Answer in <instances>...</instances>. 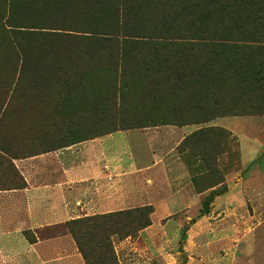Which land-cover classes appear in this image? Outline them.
Wrapping results in <instances>:
<instances>
[{"label": "rangeland", "instance_id": "rangeland-1", "mask_svg": "<svg viewBox=\"0 0 264 264\" xmlns=\"http://www.w3.org/2000/svg\"><path fill=\"white\" fill-rule=\"evenodd\" d=\"M15 1L26 2L0 0V23L28 16L26 26L69 21L84 30L105 21L115 23L120 37L135 27L134 35L194 48L173 49L163 73L162 58L150 55V47L136 53L17 36L35 50L50 40L53 52L70 59H37L34 50L0 53V67L15 69L0 76V235L26 220L21 234L48 250L40 264H50L66 251L61 245L75 243L68 230L74 219L150 206L151 224L138 236H111L115 256L107 264H264V88L258 81L264 0H221L236 7L218 11L196 0H118L102 11L91 0L32 13L9 10ZM198 19L206 24L189 26ZM31 68L70 71L55 80L52 72L29 74ZM177 69L185 77L172 83ZM157 88L163 107H181L185 122L117 128L145 106L157 109ZM104 125L115 129L71 143L75 131ZM29 182L49 191L42 208L47 220L37 228H30L25 210ZM115 202L120 209L104 211ZM52 205L59 213H51ZM0 264L19 261L0 258Z\"/></svg>", "mask_w": 264, "mask_h": 264}, {"label": "trees", "instance_id": "trees-1", "mask_svg": "<svg viewBox=\"0 0 264 264\" xmlns=\"http://www.w3.org/2000/svg\"><path fill=\"white\" fill-rule=\"evenodd\" d=\"M91 0H26V2H16L11 4L9 10L20 9L25 11L26 13H32L33 11H38L42 9L51 8L52 5H58V7L69 6L73 3L78 5L79 7H85L90 3ZM95 4L103 5L104 8L102 11L108 9L109 6H112L115 1L118 0H93ZM189 1V0H188ZM201 3L203 6H210L213 10H224L231 9L233 10L236 5L231 4L227 5V3H223L221 0H196ZM229 1H240V0H229ZM228 2V3H231ZM228 6V7H227ZM68 11L70 9L68 7ZM2 10L0 8V16ZM104 17V13H101V19ZM30 17H19L15 18L12 15L8 16L2 23H0V42H3V48H0V53H6L12 51V54H21L24 55V52L27 50H34L33 55L31 57L37 59L50 60L52 56H55L57 53L53 52V43L50 40L45 39L44 42L40 45V48L36 51L34 47H32L31 43L26 42H18L16 39L17 36H31V35H41L43 37H49L48 39H56L59 40V44H71V43H90L97 48L102 46H117L126 48H132V51H136L138 53L140 49L143 47L152 48V52L150 55L156 57V60H159L161 64L158 66L159 71L165 72V69L169 67L171 63V55L173 49L180 47L182 49H190L193 50V46H188L182 43H178L175 41H163L159 40H150V37L140 35L138 29L133 27L132 31H127L126 37L119 36L117 33V27L115 23H105V21L94 22L91 25H85L84 30H78L76 28V23H70L69 21H61L55 25H48L45 23H41L36 25L32 23V26H26L28 24ZM264 20V17L263 19ZM205 20H196L191 21L189 26H194L195 24H203L205 25ZM56 26V27H53ZM29 28H35V30H28ZM80 28V27H79ZM41 29H45L41 30ZM48 29H56V30H48ZM58 29V30H57ZM65 30V31H64ZM101 30V31H100ZM144 30V29H140ZM200 32L202 31L200 28L198 29ZM48 31H53L52 34L48 33ZM66 32V33H63ZM86 33V34H84ZM162 38V37H161ZM123 54L126 52L123 51ZM62 55V53H60ZM85 53L79 52L74 57L76 60H79L83 57ZM58 57H61L57 54ZM30 56V55H29ZM61 59H67V54H63ZM263 57V53H262ZM194 59V58H193ZM72 60V59H71ZM13 67H0V76L8 75L10 76L15 71ZM260 76L258 77L259 84L264 88V57L260 64ZM22 69L19 70L21 72ZM70 69L67 68H57V70L46 71L43 68H31L28 69L27 72L31 75L42 76L43 74H52L55 75L58 79L61 74H64L66 77L69 73ZM52 72V73H51ZM175 77L173 78L172 83L181 82V80L185 77L183 69H177L174 71ZM193 74L196 73V69L193 70ZM171 76V75H170ZM192 76V74H190ZM162 79L165 82L161 83V86H166L168 82V77L164 76ZM198 81V80H196ZM78 87V86H77ZM76 96L84 97L86 94H78ZM152 99L158 103L157 109H155V105L153 106H145L144 112L140 116L136 117H125L119 121L117 128H128V127H144L158 124H181L185 122L184 117L180 112L181 107H173L170 110L164 108L161 103L162 96L158 94V88L156 89V94L152 95ZM264 106V100H263ZM126 113V111H123ZM122 112V113H123ZM75 122H74V120ZM71 120L76 124V126H83V122H81L80 117H75ZM79 120V121H77ZM115 129L113 125H104L102 130H94L93 128L86 129L81 133L79 131H75L72 135L71 143L79 142L84 139H89L93 136L102 134L103 132H110ZM78 130H83L82 127L78 128ZM152 213V209L150 206H143L134 209H127L115 212H108L102 214H93L83 216L78 219H74L70 222L69 232L71 233L76 245L78 252L81 254L85 264H107V261H111L114 259L115 253L113 249V243L111 241V236L116 235L118 237H131L134 238L138 236L139 232L145 227L151 224L150 214ZM28 237V236H27Z\"/></svg>", "mask_w": 264, "mask_h": 264}, {"label": "crops", "instance_id": "crops-1", "mask_svg": "<svg viewBox=\"0 0 264 264\" xmlns=\"http://www.w3.org/2000/svg\"><path fill=\"white\" fill-rule=\"evenodd\" d=\"M31 188L25 189L26 206L25 210L28 211L30 222V228H37L38 224L47 220L42 208L44 207V199L47 196L48 189L42 184L31 185ZM51 190H55L56 186H49ZM58 204V203H57ZM122 204V203H121ZM120 203L115 202L104 211H114L120 209ZM51 213H59L57 205H52ZM13 224V222H12ZM27 222L18 221L13 224V230L0 235V258L9 260H18L19 264H40L44 261L42 257L48 250L40 249V243H29L21 234V230L24 228ZM144 230V229H143ZM65 248V252L56 258H52L50 264H85L81 254L78 252L75 243L68 241L67 245H61ZM54 252V251H52Z\"/></svg>", "mask_w": 264, "mask_h": 264}]
</instances>
